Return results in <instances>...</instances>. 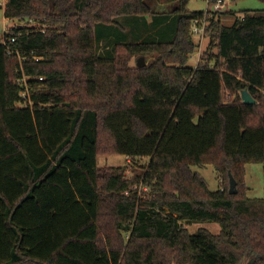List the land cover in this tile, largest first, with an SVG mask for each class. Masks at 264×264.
<instances>
[{
    "label": "trees",
    "instance_id": "obj_1",
    "mask_svg": "<svg viewBox=\"0 0 264 264\" xmlns=\"http://www.w3.org/2000/svg\"><path fill=\"white\" fill-rule=\"evenodd\" d=\"M188 2L4 0L16 25L0 40V264H166L165 249L182 264H264V196L244 179L246 163L264 167V11L210 18L216 52L193 66L203 11ZM244 89L257 103L224 98ZM115 154L148 162L127 178L98 164ZM207 163L238 192L210 190L192 169Z\"/></svg>",
    "mask_w": 264,
    "mask_h": 264
},
{
    "label": "rangeland",
    "instance_id": "obj_2",
    "mask_svg": "<svg viewBox=\"0 0 264 264\" xmlns=\"http://www.w3.org/2000/svg\"><path fill=\"white\" fill-rule=\"evenodd\" d=\"M222 2V6L218 9L212 11V4L215 2H211L209 5L208 0H189L188 2V11L193 13L195 11H203L204 13L209 11V9L213 13V17H217L224 10L232 12V16L228 17L222 13L221 22L224 25H232L236 18L243 17L246 13H253L256 11H264V0H220ZM4 0H0V40L3 38V33L6 30H9L12 27L13 22L9 21L4 16ZM197 40L198 38L194 36ZM199 50L192 55L190 64L195 66L200 58L201 53L210 47V39L205 37V39L201 40ZM213 52H216V49L211 45L210 47ZM140 57V56H139ZM139 57H133L129 61V67H137V59ZM146 63L150 61L149 58H146ZM237 94L241 97V92L237 91L233 95H230L228 91H224L225 99H233ZM242 100V99H241ZM257 103V101H256ZM214 155L218 158L221 157V151L218 147L214 151ZM129 161V158L125 155L115 154V155H101L98 158V164L100 166H126V175L127 178H134L135 173L141 172L144 166H146L148 162L147 157L135 158ZM192 169L197 171L207 182L210 190H218L222 188H230V179L226 177L224 174L218 173L214 165L211 163H207L202 166H193ZM245 184L248 187L247 194L253 198H262L264 196V167L262 162H248L245 164ZM245 185L239 186L238 189L243 191L246 188ZM134 190L137 191L138 195L147 198L150 194V189L141 183H135L133 186ZM186 228L189 232H196L200 228H204L210 231L215 236H219L221 232V227L216 222H205V223H191L186 225ZM165 259L167 260L166 264H182L179 263V257H174V252L170 249H165ZM183 257V256H182ZM180 257V259H182ZM239 264H252V258L248 256H244Z\"/></svg>",
    "mask_w": 264,
    "mask_h": 264
},
{
    "label": "built area",
    "instance_id": "obj_3",
    "mask_svg": "<svg viewBox=\"0 0 264 264\" xmlns=\"http://www.w3.org/2000/svg\"><path fill=\"white\" fill-rule=\"evenodd\" d=\"M209 1V5L211 2H215L214 4H212L213 8H212V11L218 9L220 6H222V2H220V0H208ZM212 11L209 9V11L207 12H203V14L197 18H195L193 20V24H192V33L194 36H196L199 40V42L201 43V40L204 39L205 37V33H206V28H207V25L209 24V19L213 17V13ZM16 24L13 23L12 26H15ZM11 28V27H10ZM15 38L12 37L11 38V41L8 42L6 40H2V42L6 45L8 51L10 53H14V52H17L16 49H14L10 43L14 42ZM31 78L30 76H24L21 80V83L24 85V88H25V91L24 92H27V89H28V84H27V80ZM43 77H40L39 79H42ZM24 96L26 97V93H24ZM24 97V98H25ZM26 99V98H25ZM27 102H29V104H32V102L30 100H26ZM129 161L130 158H129Z\"/></svg>",
    "mask_w": 264,
    "mask_h": 264
},
{
    "label": "water",
    "instance_id": "obj_4",
    "mask_svg": "<svg viewBox=\"0 0 264 264\" xmlns=\"http://www.w3.org/2000/svg\"><path fill=\"white\" fill-rule=\"evenodd\" d=\"M145 64H146L145 57L140 56L137 59V66L142 67ZM241 96H242V101L244 103H255L256 102V99L251 95V93L247 89L242 90ZM236 186H237V182H236L235 178L230 174V188H229V192L231 194H235V193L238 192Z\"/></svg>",
    "mask_w": 264,
    "mask_h": 264
},
{
    "label": "crops",
    "instance_id": "obj_5",
    "mask_svg": "<svg viewBox=\"0 0 264 264\" xmlns=\"http://www.w3.org/2000/svg\"><path fill=\"white\" fill-rule=\"evenodd\" d=\"M224 11H226V10H224Z\"/></svg>",
    "mask_w": 264,
    "mask_h": 264
}]
</instances>
